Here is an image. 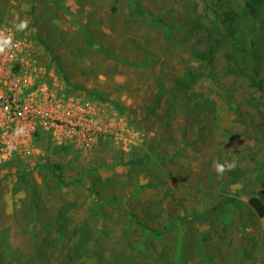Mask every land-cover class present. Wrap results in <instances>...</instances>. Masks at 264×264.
Listing matches in <instances>:
<instances>
[{
  "label": "rangeland",
  "instance_id": "rangeland-1",
  "mask_svg": "<svg viewBox=\"0 0 264 264\" xmlns=\"http://www.w3.org/2000/svg\"><path fill=\"white\" fill-rule=\"evenodd\" d=\"M244 2L0 0V29L63 94L120 113L125 140L42 131L28 155L0 160V264H264V218L248 204L264 185V91L227 73L229 47L197 60L207 38L190 24L224 27ZM186 72L202 74L172 95ZM216 160L236 167L218 177Z\"/></svg>",
  "mask_w": 264,
  "mask_h": 264
},
{
  "label": "built area",
  "instance_id": "built-area-1",
  "mask_svg": "<svg viewBox=\"0 0 264 264\" xmlns=\"http://www.w3.org/2000/svg\"><path fill=\"white\" fill-rule=\"evenodd\" d=\"M7 34L13 35L15 47L0 55V160L28 155L35 135L42 131L57 142L88 147L112 131L109 134L125 144L124 123L110 106L63 94L54 75L45 77L26 45L12 31Z\"/></svg>",
  "mask_w": 264,
  "mask_h": 264
},
{
  "label": "trees",
  "instance_id": "trees-1",
  "mask_svg": "<svg viewBox=\"0 0 264 264\" xmlns=\"http://www.w3.org/2000/svg\"><path fill=\"white\" fill-rule=\"evenodd\" d=\"M135 12L144 15L140 10L136 9ZM221 16L224 27L214 20L209 22V25H204L198 20L190 22L191 30L205 32L207 38L205 50L195 53L194 57L211 65L218 53L229 47L232 53H226L224 58L234 60L237 67H228L227 73L244 76L250 87L264 91V79L259 77L260 73L264 72V0H245L241 7L232 5L223 11ZM155 21L170 27L163 19ZM201 74L186 72L183 78L176 79L170 93L174 95L181 89H190ZM205 105L203 102L196 107L202 111ZM212 108L213 106L208 104L206 109ZM248 204L258 217L264 218V185L256 195L249 197ZM206 214L193 215V218L203 221Z\"/></svg>",
  "mask_w": 264,
  "mask_h": 264
},
{
  "label": "clouds",
  "instance_id": "clouds-1",
  "mask_svg": "<svg viewBox=\"0 0 264 264\" xmlns=\"http://www.w3.org/2000/svg\"><path fill=\"white\" fill-rule=\"evenodd\" d=\"M29 22L30 21L28 19H21L17 14L12 28L15 32H23L28 29ZM10 31L11 30L8 29H0V55L5 54L15 47V44L13 43V35L7 34ZM213 167L217 176L222 178L226 172L232 171L236 167V162L233 160L221 163L219 160H216L213 162Z\"/></svg>",
  "mask_w": 264,
  "mask_h": 264
},
{
  "label": "crops",
  "instance_id": "crops-1",
  "mask_svg": "<svg viewBox=\"0 0 264 264\" xmlns=\"http://www.w3.org/2000/svg\"><path fill=\"white\" fill-rule=\"evenodd\" d=\"M84 99H86V97H83ZM91 100V99H90ZM119 117H121L120 113H117Z\"/></svg>",
  "mask_w": 264,
  "mask_h": 264
}]
</instances>
